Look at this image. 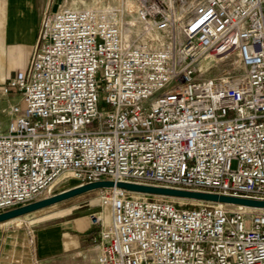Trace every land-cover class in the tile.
Returning <instances> with one entry per match:
<instances>
[{"label":"built area","instance_id":"obj_1","mask_svg":"<svg viewBox=\"0 0 264 264\" xmlns=\"http://www.w3.org/2000/svg\"><path fill=\"white\" fill-rule=\"evenodd\" d=\"M134 1L161 44L123 38L121 12L43 16L1 88L18 102L0 125V212L69 176L264 200V0ZM203 58L244 71L198 78ZM99 191L95 264H264V209Z\"/></svg>","mask_w":264,"mask_h":264},{"label":"crops","instance_id":"obj_2","mask_svg":"<svg viewBox=\"0 0 264 264\" xmlns=\"http://www.w3.org/2000/svg\"><path fill=\"white\" fill-rule=\"evenodd\" d=\"M113 3L114 0H0V95L1 88L28 67L45 14L53 15L62 10L110 11L113 8L105 6ZM10 104L3 110L6 115ZM89 194L31 214L36 216L37 224L32 225L30 233L21 241L10 243L22 246L24 251L28 248V257L22 254L21 261L25 257L29 259L28 264H95L100 254V245L95 239L98 231L108 224L101 218V225L93 226L89 221L90 213L66 212L69 207L74 208L68 206L70 202ZM107 212L105 207L102 216ZM7 223L0 225V239L2 226ZM14 257L12 248L8 264L17 263Z\"/></svg>","mask_w":264,"mask_h":264},{"label":"rangeland","instance_id":"obj_3","mask_svg":"<svg viewBox=\"0 0 264 264\" xmlns=\"http://www.w3.org/2000/svg\"><path fill=\"white\" fill-rule=\"evenodd\" d=\"M105 7L113 8L110 10V12L117 14H119V12L122 13V16L120 17V25L123 38H128L129 41L139 39L140 41L147 42L150 45L152 44L153 47L161 44L164 41V38L162 37L165 35V33L151 32L147 34L144 32L143 26L141 23H139L136 16V3L134 0H114L112 5ZM196 69L198 78H219L230 73H236V71L240 70V67L238 60L233 58L218 62L203 58L198 62ZM16 102H18V100L13 97V94H10L9 97H3L0 95V122L2 123V127H5L7 121V115L3 112V110L8 103ZM231 166L232 168H235V162H233ZM49 191L45 193L46 196H48ZM166 200L172 202L177 208L193 207L191 201L173 198H167ZM68 206H74V208L71 209L69 207L66 212L73 210L75 213H98L101 215V218L106 223V225L110 222V209L108 207H106L108 208L106 216H102L105 207H102L100 204V191L91 192L85 197L70 202ZM226 208L233 209L234 206H227ZM241 210L246 212H257L247 211L244 208H241ZM35 217L36 216L33 215L24 218L22 217L21 219H16V221L2 226L4 229L2 233L3 237L0 239V264H8V260L11 259L12 248L15 249L14 258L17 261L15 264H28V258L24 257L21 261L22 254H26V257H28V248H24V251L22 246H14L10 245V243H13V241H15V243L21 241L22 237H25L27 233H30L32 230V225L37 224L38 222L37 218Z\"/></svg>","mask_w":264,"mask_h":264},{"label":"water","instance_id":"obj_4","mask_svg":"<svg viewBox=\"0 0 264 264\" xmlns=\"http://www.w3.org/2000/svg\"><path fill=\"white\" fill-rule=\"evenodd\" d=\"M111 188L124 190L129 193L173 198L192 202L264 209V200L247 199L206 192L161 188L123 182L115 183L113 181H97L84 184L81 182V180L69 176L62 178L60 181L54 184L51 187L48 196L16 208L0 212V225L43 211L52 206L82 196L84 194Z\"/></svg>","mask_w":264,"mask_h":264},{"label":"bare ground","instance_id":"obj_5","mask_svg":"<svg viewBox=\"0 0 264 264\" xmlns=\"http://www.w3.org/2000/svg\"><path fill=\"white\" fill-rule=\"evenodd\" d=\"M238 63H239L240 70L236 71V73H230V74H227V75H239V74L243 73L244 68H243V66H242L240 61H238ZM242 208L246 209L247 211H252V209H250L248 207H242ZM244 212H246V211H244ZM246 213H250V212H246Z\"/></svg>","mask_w":264,"mask_h":264}]
</instances>
